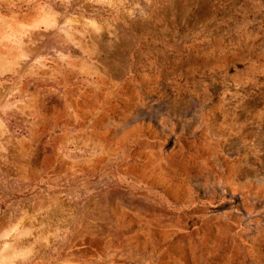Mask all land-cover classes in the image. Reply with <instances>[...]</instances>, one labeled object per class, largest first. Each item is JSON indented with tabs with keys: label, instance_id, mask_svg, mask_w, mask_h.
I'll return each instance as SVG.
<instances>
[{
	"label": "rangeland",
	"instance_id": "1",
	"mask_svg": "<svg viewBox=\"0 0 264 264\" xmlns=\"http://www.w3.org/2000/svg\"><path fill=\"white\" fill-rule=\"evenodd\" d=\"M0 264H264V0H0Z\"/></svg>",
	"mask_w": 264,
	"mask_h": 264
}]
</instances>
